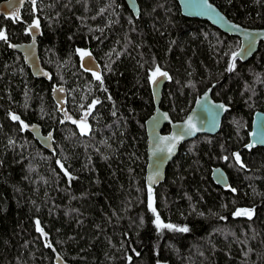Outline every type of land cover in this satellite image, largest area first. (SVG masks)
Instances as JSON below:
<instances>
[{"label":"trees","instance_id":"1","mask_svg":"<svg viewBox=\"0 0 264 264\" xmlns=\"http://www.w3.org/2000/svg\"><path fill=\"white\" fill-rule=\"evenodd\" d=\"M136 2V18L124 0H26L18 17L0 16V264H59L56 254L69 264H264V147H243L253 112H264V42L233 61L236 36L182 16L175 0ZM210 2L264 28V0ZM33 31L46 78L12 49ZM77 49L98 59L100 80ZM156 68L172 120L208 87L228 110L217 133L179 145L149 190L143 121ZM33 123L53 130L51 151L22 127ZM218 165L227 188L210 178ZM242 207L251 219L232 217ZM157 215L174 228H158Z\"/></svg>","mask_w":264,"mask_h":264},{"label":"water","instance_id":"2","mask_svg":"<svg viewBox=\"0 0 264 264\" xmlns=\"http://www.w3.org/2000/svg\"><path fill=\"white\" fill-rule=\"evenodd\" d=\"M26 0H2L0 2V16L8 15L13 8L19 13L20 7ZM126 7L129 9L133 17L139 14V8L136 0H124ZM178 5L179 12L187 18H195L207 21L211 26L219 31L236 36L239 39L238 48L234 53H241L236 57L240 62L247 61L257 50L259 43L264 42V28H249L235 23L228 19L210 0H175ZM12 49L21 54L24 63L30 69L31 74L35 78H46L47 71L43 66L39 56V46L37 42V33H33L29 41L17 42L12 45ZM91 55L81 59V66L85 70L87 67L91 72L99 74L101 66L95 55ZM167 77L156 76V82H150V94L153 103L152 113L143 121L144 132L146 135V163L144 168V182L149 190L157 187L164 179L165 168L168 163L176 156L179 145L185 141L194 138L197 135L206 134L214 135L219 131L222 117L228 110V106L221 101L212 99L208 87L192 102L190 109L183 118L172 120L168 112L159 106L162 87ZM56 93L53 90V94ZM223 105V109L216 106ZM191 119V124L197 129L192 134H183L181 138L175 142L168 140V137H174L186 129L187 122ZM164 125L168 126V130L163 132ZM26 129L32 134L33 138L44 147L51 151L53 149V130L44 133L39 124L33 123L26 125ZM248 140L244 144V148L250 150L255 147H264V112L256 110L253 112L250 121V130L247 136ZM174 143V147H172ZM172 147L171 152L169 148ZM210 178L214 184L221 188L229 186V180L225 170L221 166H214L210 171ZM152 191L149 192L151 196ZM238 210H248L249 215H235ZM253 215L251 207H242L235 209L232 217L244 216L251 219ZM56 259L59 264H69L63 260L58 254Z\"/></svg>","mask_w":264,"mask_h":264},{"label":"snow or ice","instance_id":"3","mask_svg":"<svg viewBox=\"0 0 264 264\" xmlns=\"http://www.w3.org/2000/svg\"><path fill=\"white\" fill-rule=\"evenodd\" d=\"M9 3L11 4V3H12V0H9ZM32 3L34 4V3H35V0H32ZM32 27H38V22L34 21ZM0 40H7V37H6V35H5V33H4L3 31H0ZM77 52L79 53V55H80V57H81L82 60H83L84 57H88V56L91 55L89 52H87V51H83V50H80V49H77ZM239 55H241V53H232V60L234 61V60L236 59V57L239 56ZM233 67H234V64H233V63H230V64H229V71H231ZM85 70H87V71H91V69H88L87 67L85 68ZM92 75H93V76L95 77V79H97V80H100V79H101V77H100L96 72H94V71L92 72ZM157 75H159V76H163V77H167V73H166V72H162L159 68H156V69L154 70V72L152 73V75H151V79H152V82H153V83L156 82V76H157ZM54 91H55V89H54ZM96 102H97V101H93V105H92V106H94ZM90 107H91V106H90ZM216 107H217L218 109H223V108H224L223 105H218V106H216ZM12 119H13V120H18L19 118L16 117V116H12ZM81 123H83V121H81ZM22 127H26V126L22 124ZM196 130H197V129L191 124V119L189 118V121L187 122L186 129L184 130V132H182L181 134H179V135H177V136H174V137H168V138H166V139L175 142V141H177V140H179V139L181 138V135H183V134H185V133H186V134H192V133H194ZM81 131H82V132L84 131V128H83V127L81 128ZM172 147H174V143H173ZM172 147L169 148V151H170V152H171V150H172ZM233 155L235 156L236 162H237V163H240V156H239V154L234 153ZM224 159L227 160L228 157L226 156V157H224ZM58 163H59V162H58ZM243 166H244V165L241 164V167H243ZM61 167H63V166L61 165ZM65 175H68V173L65 172ZM70 178H71V177H70ZM149 207H150V209H152V205H151V197H150ZM152 210H153V212L155 213V209H152ZM235 215H249V216H250V212H249L248 210H238V211L235 213ZM156 222H157V227H158V228H160V227H167V228H170V229H173V228H174L173 225H164V224H161V223L159 222V216H158V215H157V217H156ZM175 230H177V231H185V232L188 231L187 228H182V229L177 228V229H175ZM37 231H40V232L43 234L42 229L39 227V222H38V221H37ZM46 246H50V245H46Z\"/></svg>","mask_w":264,"mask_h":264},{"label":"flooded vegetation","instance_id":"4","mask_svg":"<svg viewBox=\"0 0 264 264\" xmlns=\"http://www.w3.org/2000/svg\"><path fill=\"white\" fill-rule=\"evenodd\" d=\"M20 9H21V7H20ZM19 12H20V10H19ZM14 13H15L16 15H15ZM8 15H11V16L14 15V16H17V17H18L19 13L17 14V13H16V8H13V9L10 11V13H8ZM35 32H36V31L31 32V34H30V38H31L32 34L35 33ZM36 33H37V32H36ZM30 38H29L28 40H26V41H29ZM38 38H39V36H38V33H37V42H38ZM22 42H23V41H22ZM16 52H17V51H16ZM19 54H20V53H19ZM162 88H163V87H162ZM201 93H202V92H201ZM201 93H200V94H201ZM200 94H199V95H200ZM160 99H161V98H160ZM191 105H192V103H191ZM191 105H190V107H191ZM190 107L187 109V111L190 109ZM160 108H161V107H160ZM161 109H162V108H161ZM163 110H164V109H163ZM187 111H186V112H187ZM186 112L184 113V115L186 114ZM168 115H169V114H168ZM184 115H183L181 118H183ZM181 118H180V119H181ZM250 121H251V120H250ZM249 130H250V129H249ZM248 132H249V131H248ZM247 136H248V134H247ZM247 140H248V138H247ZM227 177H228V176H227Z\"/></svg>","mask_w":264,"mask_h":264}]
</instances>
